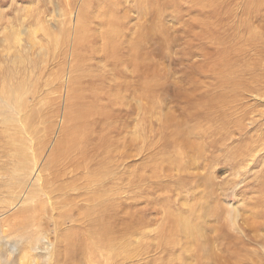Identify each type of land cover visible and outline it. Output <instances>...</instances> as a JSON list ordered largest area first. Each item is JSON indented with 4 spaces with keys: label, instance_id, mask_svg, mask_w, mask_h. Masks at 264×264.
<instances>
[{
    "label": "rangeland",
    "instance_id": "374dc122",
    "mask_svg": "<svg viewBox=\"0 0 264 264\" xmlns=\"http://www.w3.org/2000/svg\"><path fill=\"white\" fill-rule=\"evenodd\" d=\"M142 2L147 3L146 0H0V55L11 47L10 51L16 56V59L9 63L13 86L20 88L22 97L28 102L29 110H34L44 123L42 125L46 127L47 133L51 135V139L46 140L43 145L40 159L35 162L31 160L30 163H46L51 153L47 150L48 145L51 140L57 143L56 140L61 136L58 132H66L75 125V138L83 131L91 136L92 125L99 129V122H105L108 125L105 130V146H108V153L98 155L99 148L94 146L93 155L97 156L94 161L98 159V164L96 163L93 169L117 172L114 171L115 165L109 163V157L117 160V155L125 154V158L127 157L123 163L124 167L122 166L123 170L121 171L122 167L119 168L117 177L107 184V194H112V201L118 204L124 200V209L116 207L120 210L118 215L117 212L114 213V209L110 211L113 220H110L109 227L113 233L111 237L115 240L111 253L115 264H128L127 261L132 259L130 254L136 257L133 256L132 263L129 264H205L207 254L203 256L202 251H195L193 242H189L192 239L191 234L184 239L179 236V245L168 246L169 250L147 257L149 248H154V242H161L162 238H157L162 236V230H173V215L175 218L176 215L186 218L188 225H193L198 230L195 236L198 239L199 230L210 232L213 237L209 236L208 232L203 236L209 237L211 245L216 242V249L221 246L222 249L218 253L225 264H250L256 255L261 259L260 262L264 263V189L260 187L264 183L259 184L264 176V0H171L169 3L160 0L158 13L151 10L147 15L138 13ZM140 18H146L144 28L137 23ZM114 22L115 25L125 27V37L121 32L111 37L110 31ZM166 25L171 27L165 28ZM152 26L158 30L148 31L151 29L147 27ZM74 27L77 30L79 45L75 51L73 65L64 58L69 49L65 44L70 38L68 31ZM44 29H47L45 35ZM135 36L137 48L127 47L126 45L131 46L130 42ZM113 44L119 47L114 48ZM104 46L108 47L109 55L103 50ZM13 71L15 75H12ZM223 76L226 82H230L225 84L227 89H233L234 96L237 94L239 98L244 97V100L239 101L242 106H238L237 111L248 119L239 117L240 124L234 125V122L226 123L219 119L218 113L221 112L219 115H222V111L228 110L221 104H215L220 103V95L222 99L226 97L222 91L224 86L220 87L219 83L220 79H224ZM199 86L200 88H197ZM247 89L260 97L242 93ZM98 91L101 92L100 107L106 110L107 118L98 119L96 125L92 124V119L85 120L86 115L80 120L75 119L73 109L83 108L79 99L88 109L92 96ZM188 92L191 94H187ZM72 105L77 106L73 108ZM66 107L71 108V111ZM36 115L32 118L34 122L37 120ZM251 121L255 122L249 123ZM36 124L42 127L40 122L36 121ZM37 126L35 130L23 132L22 142L18 136L13 142L3 132L4 127L0 123V182L8 178L10 173V187L13 183L11 189L0 186V224L11 220L19 208L26 207L30 210L34 205L35 212L43 210L46 212L45 216L53 214L57 217V212L51 211L49 201L35 202L30 199L32 190L36 191V180L33 179L30 184L24 186L20 175L19 154L26 155L31 151V156L32 150L36 149L35 141L39 130ZM91 139L95 138L91 136ZM182 140L192 145L179 148L178 143ZM246 142L250 143L249 149L254 148L247 161L241 154L246 148ZM239 143L241 146L237 145ZM19 145L22 146V154L16 150ZM10 148L11 155L6 156ZM228 150L232 154L227 152ZM184 155L197 159H193L194 163L206 162L207 167L200 170L208 178L205 175L200 176V179L193 178L185 173ZM235 155L236 158L232 157ZM77 160L87 165L92 163L91 143L87 142L84 154L78 156ZM244 163L246 167H243ZM176 166H180L181 170L175 169ZM53 168L59 169L58 166ZM255 185L259 187L255 188ZM18 186L22 188L23 201L15 207H10L15 194L12 196L9 191ZM136 198L138 200H135ZM123 210L129 211L125 213ZM195 210L201 216L196 214ZM114 215L117 216L115 219ZM146 218L151 219L146 221ZM142 221L144 223H141ZM45 226L47 227V224H42L35 236H41L48 249L39 251L26 264H91L89 255L78 250L73 252L70 258H59L54 252L58 247L54 244L56 235L52 231L53 223L48 228ZM246 228L250 231L249 234L245 231ZM2 229L3 226L0 227V233ZM136 229L138 233L135 232ZM78 238L81 239L80 236ZM2 239L5 253L0 255V264H14L12 260L17 258L15 253L18 239ZM186 239L193 244L191 246L186 241L187 246L192 249L186 246V250L185 245L182 246ZM218 239H222L225 244L220 241L217 246ZM227 240L232 241L229 243ZM142 242L145 244L144 249L141 247ZM60 249L64 252L62 244ZM189 250L194 251L189 254Z\"/></svg>",
    "mask_w": 264,
    "mask_h": 264
},
{
    "label": "bare ground",
    "instance_id": "6f19581e",
    "mask_svg": "<svg viewBox=\"0 0 264 264\" xmlns=\"http://www.w3.org/2000/svg\"><path fill=\"white\" fill-rule=\"evenodd\" d=\"M147 3L142 2L141 4V9L139 10L138 13L140 14H145L147 15L148 11L150 12L151 10L156 11L158 13V4L160 2V0H146ZM165 3H169L171 0H163ZM215 1V0H214ZM201 2V1H200ZM157 3V4H156ZM202 3V2H201ZM157 5V6H156ZM204 6V5H202ZM177 9V8H176ZM73 10V9H72ZM145 11V12H144ZM139 14V15H140ZM142 14V15H143ZM251 17V16H250ZM75 18V17H74ZM238 18V17H237ZM70 19V18H69ZM72 20V17H71ZM75 21V20H74ZM146 21V18H140L138 20L137 23H139V25L141 26V28H144V23ZM165 23V22H164ZM73 24V23H72ZM74 26L77 25V23L73 24ZM170 25H166L165 28H170ZM151 30H148L150 32H153L158 30L155 27H147ZM47 31V29H44V35L45 32ZM256 31V30H255ZM264 31V30H263ZM111 32V37H113L115 34H118L119 32L123 33L122 35L124 36V32H125V27L122 25H114L112 26V30ZM173 32V31H172ZM76 27H74V29L68 31V36H70L69 40L67 43L68 45V50L65 53V60L70 61L73 63V65L75 64V51L77 46L79 45V39L76 38ZM48 34V33H47ZM120 34V33H119ZM61 35V34H60ZM54 36V35H53ZM125 37V36H124ZM249 37V36H248ZM257 37V36H256ZM50 38V37H49ZM56 39V38H55ZM78 39V40H77ZM137 39V37L135 36L134 38H132V41L130 42L131 46L126 45L127 47H132L133 49L137 48V41H135ZM252 39V38H251ZM256 40V39H255ZM124 41V40H123ZM126 41V38H125ZM263 41V40H262ZM37 42V41H36ZM254 42V41H253ZM57 45V44H55ZM255 45V44H253ZM25 46V45H24ZM6 47V46H5ZM27 47V46H26ZM57 47V46H56ZM114 48H118L119 45L117 44H113ZM181 47V46H179ZM9 48L11 49V47L9 46ZM178 48V47H177ZM259 48V47H258ZM10 49L8 51H5V53L0 55V123L3 124L4 130L3 132L9 137L10 140H12L13 142L16 141V136L19 137V140H24L22 135L23 132L25 130H32V129H36L35 127L37 126V123H41L39 125H41L42 127L40 128V126L38 127V131H37V139H36V143H37V147L36 149L32 150L31 156H30V152H27V154L25 155H20L18 157V160L20 162V175L22 176V179L24 181V186L27 184H30L32 182L33 179L36 180L37 183V187L35 188L36 191H33L30 193V199L34 200L35 202H42V200H46L49 201L50 203V208L51 211H56L57 212V217H54L53 214H50L49 216H45V213L43 210H40L38 212H35L36 209V205L33 206L32 209L29 210V208L26 207H22L19 208L17 210V212H15L13 218L11 220H8L7 223H5L6 221L1 222L0 227L3 226L4 229L1 230L0 233V255H3L5 253V247L3 246V242H2V238H9V237H14L17 238V249H16V256L17 258L15 260H12V262L14 264H26L27 261L34 257L37 253L42 252L43 250L48 249V245H46L44 243V240L42 239L41 236H35L36 234L39 233L42 224L46 225L47 227H50L51 224L53 223V227H52V231L55 233L56 237L54 239V244L55 247H58V249H55L54 252H56V255L59 258H70L73 255V252H75L76 250L84 252L86 254L89 255L90 260H91V264H115V260L114 257L112 255V249L111 246L113 245V242L115 241L111 235H113L112 231L110 232L111 228L109 227L110 225V220L112 218V215L110 214L111 209H114V213L118 215V211L124 209L123 208V202L124 200H122L121 202L115 203L114 201H112V194L111 196L109 194H107V184L111 181L113 182V180L117 177V172H119V168H121L123 166L124 161L127 159V157L125 158V154L123 153V151H119V153H123L124 155H117L119 160L114 159L112 157H109L110 159L108 160L109 163L115 165L114 166V171L117 172H107V171H101L99 170V168L93 169V166L96 165L97 160L94 161V158L97 156L93 155V148L94 146H98L99 148V154H103L106 155L108 153V146H105V142H106V138L107 135L105 133V130L108 129V125H106L105 122L100 121L99 124V129H96L95 126L92 125V130H91V136H93L95 139H91V136L88 134V132H79L81 133L79 136V133L76 135V139L73 136V131L76 129L75 125H72V127L65 132V130H62L59 133H61L60 139L56 140L57 143H55V140H51L49 145H48V152L50 151V157L48 158V160H46V163L42 164V163H37L36 165H33V163H30L31 160H33V162H35V160L38 161V159H40V157L42 156V152H43V145L45 144L46 140L49 141L51 139V135L49 133H47L46 127L43 126L42 124H44L42 122V120L34 113V110H29V106H28V102L22 97V93L20 92V88L14 87V83H12V78H11V70L9 67V63H11V61L13 62V60L16 59V56H14V54L10 51ZM25 49V48H24ZM248 49V48H247ZM103 50L106 52L107 55H109L107 52L109 51L108 47L106 48L105 46L103 47ZM18 51V49L16 50ZM60 51V50H59ZM186 53V52H185ZM184 53V54H185ZM13 54V55H12ZM252 56V55H251ZM186 57V56H185ZM242 57V56H241ZM244 58V57H243ZM235 60V59H234ZM233 60V61H234ZM257 61V60H256ZM255 61V62H256ZM232 62V61H231ZM229 63V62H228ZM227 63V64H228ZM259 63V62H258ZM200 64V63H199ZM235 65V64H234ZM233 65V66H234ZM184 68V67H183ZM235 68V67H234ZM251 68V67H250ZM174 69V68H173ZM227 69V68H226ZM231 70V69H230ZM24 71V70H23ZM224 71V70H223ZM234 71V70H232ZM21 72V71H20ZM171 72V71H170ZM237 72V71H236ZM235 72V73H236ZM220 73V71H219ZM222 73V72H221ZM239 73V72H238ZM174 74V72H173ZM12 75H15V72H12ZM183 76V75H182ZM227 76V75H225ZM238 75L236 74V77ZM185 77V75H184ZM93 78V77H92ZM220 78V77H219ZM224 78V76H223ZM242 78V77H241ZM231 79V78H230ZM234 79V78H233ZM238 79V78H236ZM243 79V78H242ZM149 80V79H148ZM187 80V79H186ZM226 78L224 79H220L221 82L220 83V87H223V95H225L226 97H224V99H222L221 95L219 97L220 99V103H215V104H221V106L224 108H228L227 111H222V115H219L221 112L218 113L219 119L225 121L226 123H233L234 125L236 124H240V122H238L240 118H244V119H248L247 116H243L239 114V111H237L238 106H242V103L239 104V101L244 100V97L239 98L238 95L236 94L235 96L233 95V89H227V86L225 84L230 83V82H226L225 81ZM229 80V79H228ZM227 80V81H228ZM232 80V79H231ZM240 80V79H239ZM247 80V79H246ZM188 81V80H187ZM203 81V80H202ZM205 81V80H204ZM233 81V80H232ZM244 81V80H243ZM243 81H240L241 83ZM249 81V80H248ZM152 82V81H151ZM181 82L183 83L182 79ZM252 82V81H251ZM250 82V83H251ZM164 83V82H163ZM175 83V82H174ZM195 82L193 81V84ZM209 83V82H208ZM236 83V82H233ZM239 83V84H241ZM245 83V82H244ZM243 83V85H244ZM249 83V85H250ZM162 84V83H161ZM166 84V83H165ZM192 84V85H193ZM196 84V83H195ZM194 84V85H195ZM200 84V83H199ZM148 85V84H147ZM159 85V84H157ZM167 85V84H166ZM180 85H182L180 83ZM193 85V88H195ZM219 86V84H217ZM235 85V84H233ZM232 85V86H233ZM153 87H155V85H152ZM160 86V85H159ZM185 86V85H183ZM187 86V85H186ZM197 86V85H196ZM211 86H212V82H211ZM231 86V87H232ZM237 86V85H236ZM246 86L248 87V85L246 84ZM203 87V86H202ZM217 87V86H216ZM218 87V88H220ZM229 87V86H228ZM243 87V86H242ZM99 88V87H97ZM182 88V87H181ZM184 88V87H183ZM197 88H200L197 87ZM236 88V87H235ZM240 88V86H239ZM245 88V87H244ZM188 89V88H186ZM214 89V88H213ZM237 89V88H236ZM185 90V88H184ZM216 90V88H215ZM238 90V89H237ZM237 90H235L237 92ZM248 90V89H247ZM247 90H243L242 93L246 92L248 93L250 96H257L260 97L259 94H253V88L252 91H247ZM187 91V90H186ZM191 91V90H190ZM189 91V92H190ZM200 91V90H199ZM102 92V90H101ZM100 91H98L97 93H95L92 96V100L91 103H89L88 105V109L86 107V105L83 103V101L81 99H79L81 105L83 106L82 109H78V108H74L76 106L72 105L73 109V113L74 114V118L75 119H81L83 116H85V120L88 119H92V124L96 125L98 124V119H105V117L107 118L106 115V110H103L100 107L101 102V97L99 96L101 94ZM160 92V91H159ZM182 92V90H181ZM185 92V91H183ZM182 92V93H183ZM187 93V94H191V93ZM204 92V91H203ZM209 92V91H208ZM220 92V91H219ZM260 92V91H257ZM186 93V92H185ZM194 93V92H193ZM192 93V94H193ZM207 93V92H206ZM205 93V94H206ZM238 93H240L238 91ZM209 94V93H208ZM214 94V93H213ZM253 94V95H252ZM154 95V94H153ZM158 95V94H157ZM195 95V93L193 94ZM219 95V94H218ZM161 96V95H160ZM159 96V97H160ZM185 96V95H184ZM211 96V95H210ZM232 97H235L237 99L233 100ZM249 97V96H248ZM151 98V97H150ZM157 98V97H156ZM189 98V96H188ZM191 98V97H190ZM228 98V100L226 99ZM247 98V97H246ZM225 99L227 100V102L225 101ZM170 100V99H169ZM218 100V99H217ZM101 102V103H99ZM104 102V101H103ZM226 102V104H225ZM190 103V102H189ZM210 103V101L208 102ZM91 104V105H90ZM225 104V105H224ZM201 105V104H200ZM247 105V104H245ZM249 105V104H248ZM155 106V105H154ZM157 106V105H156ZM159 106V104H158ZM206 106V104L204 105ZM210 106V105H209ZM150 107V106H149ZM195 107V106H194ZM203 107V106H202ZM214 107V106H212ZM211 107V109L213 110V108ZM69 107H66V109ZM206 108V107H205ZM233 110H230L232 109ZM79 110V111H78ZM88 110V111H87ZM140 110V109H139ZM217 110V108H216ZM71 111V108H69V112ZM156 111V110H155ZM161 111V109H160ZM154 112V111H153ZM158 113V112H157ZM160 113V112H159ZM214 113V112H213ZM34 115L37 116V120L35 119V122L32 121V118ZM154 114H152L153 116ZM156 115V114H155ZM166 115V114H165ZM158 116V114H157ZM163 116V115H162ZM161 116V117H162ZM217 116V115H216ZM98 117V118H96ZM170 119H172V117L169 116ZM156 119V118H155ZM159 120V119H158ZM250 120V119H249ZM252 120V119H251ZM257 120V119H256ZM255 121H251L249 123H253ZM150 123V122H149ZM224 123V122H223ZM225 123V124H226ZM152 124V123H150ZM158 124V123H157ZM149 125V124H148ZM235 127V126H234ZM237 127V126H236ZM241 127V126H240ZM149 129V128H148ZM153 129V128H152ZM214 129V128H213ZM205 130V129H204ZM26 132V131H25ZM229 132V131H228ZM27 133V132H26ZM29 133V132H28ZM35 133V132H34ZM234 133V131H233ZM242 133H240V135H242ZM229 135V134H228ZM232 135V134H231ZM236 136V135H235ZM147 137V136H146ZM233 137V136H232ZM57 138V136H56ZM158 138V137H157ZM183 139V138H182ZM160 140V139H159ZM181 140V139H180ZM26 141V140H25ZM33 141V139L31 140ZM145 141V140H144ZM144 141H142L144 143ZM147 141V140H146ZM155 141V140H154ZM163 141V140H162ZM161 141V142H162ZM247 141V140H245ZM22 142V141H21ZM67 142V144H66ZM91 143V151H92V163L87 165L84 163H81L77 160L78 156H81L84 154L85 150H86V144ZM158 142V141H157ZM149 143V142H148ZM147 143V144H148ZM160 143V141H159ZM169 143V142H168ZM212 143V142H211ZM225 143V142H224ZM254 143V142H253ZM22 144V143H21ZM55 145L54 149H53V145ZM146 144V143H145ZM144 144V145H145ZM216 144V143H215ZM222 144V143H221ZM246 148L243 152H241L242 157H246V161L248 160V156L251 155V151L254 149L252 148H248L250 146V143L246 142ZM14 145V144H13ZM104 145V146H103ZM157 145V144H156ZM174 145V144H172ZM171 145V146H172ZM192 144L186 142L185 140H182L178 143L179 148H188L190 147ZM239 146V144H237ZM146 146V145H145ZM153 146V145H152ZM150 145V147H152ZM212 146V145H211ZM219 146V145H218ZM50 147V148H49ZM103 147V149H102ZM146 147H149V145H147ZM159 147V146H158ZM231 147V146H230ZM28 148V146H27ZM144 148V147H143ZM142 148V150H143ZM29 149V148H28ZM27 149V150H28ZM145 149V148H144ZM147 149V148H146ZM158 149V148H157ZM160 149V148H159ZM238 149V148H237ZM18 153L22 154V146L19 145L16 148ZM141 150V149H140ZM139 150V151H140ZM186 151V150H185ZM231 151V150H230ZM11 148L7 150L6 152V156H10L11 155ZM147 152V151H145ZM191 152V151H190ZM194 152V151H193ZM229 152V150L227 151ZM144 154V151L142 152ZM152 153V152H148ZM180 153V152H179ZM231 153V152H229ZM127 154V153H126ZM148 154H146V156H148ZM153 154V153H152ZM172 154H174L172 152ZM182 154V153H180ZM187 154V152H186ZM232 154V153H231ZM253 154V153H252ZM145 155V154H144ZM151 155V154H150ZM189 155V154H188ZM184 155V162H183V166H184V172L189 174L190 176H192L193 178H197L200 179V176H207L206 174H203V171L200 170L201 168L204 170L205 167H207L206 162L205 163H194L193 159L191 158V156L188 157ZM238 155V153H237ZM158 156V155H157ZM171 156V155H170ZM213 156V155H212ZM128 157H130L128 155ZM214 157V156H213ZM216 157V156H215ZM236 158L235 156H232ZM238 157V156H237ZM241 157V156H239ZM168 158V157H167ZM172 158H176L173 157ZM197 158V157H196ZM199 158V157H198ZM234 158V159H235ZM151 159V158H150ZM188 159V160H187ZM202 159V158H201ZM245 159V158H244ZM175 160V159H174ZM197 160V159H194ZM199 161V159H198ZM237 161V160H236ZM243 162V161H242ZM249 162V161H248ZM251 162V161H250ZM181 163V162H180ZM98 164V163H97ZM143 164V163H142ZM246 163L243 164V167ZM58 166L59 169H54L53 167ZM239 166V165H238ZM124 167V166H123ZM123 167L121 168V171L123 170ZM180 166H176L175 169H180ZM240 167V166H239ZM147 168V167H145ZM174 169V170H175ZM213 169V168H212ZM160 170V169H159ZM181 170V169H180ZM8 172V170H7ZM39 172V173H38ZM175 172H178V170H175ZM38 173V174H37ZM143 173V172H141ZM148 174V173H147ZM27 175V177H26ZM154 175V174H153ZM221 175H224L221 173ZM257 175V174H256ZM262 175V174H261ZM214 177V175H212ZM210 175V177H212ZM220 176V175H219ZM139 177V175H138ZM221 177V176H220ZM141 178V177H139ZM144 178V177H143ZM165 178V177H164ZM208 178V176L206 177ZM215 178V177H214ZM219 178V177H218ZM258 179V177H257ZM128 180V179H127ZM138 180V179H137ZM146 180V179H145ZM225 180V179H224ZM222 180V181H224ZM261 183H259L260 185L264 183V176L261 179ZM10 181H11V176L9 173L8 178H5L3 181L0 182V186L3 187H7V189H11L13 186L10 187ZM139 181V180H138ZM210 181V180H209ZM213 181V179H212ZM257 181V180H256ZM260 181V179H259ZM127 182V181H126ZM129 182V181H128ZM146 182V181H145ZM225 182V181H224ZM258 182V181H257ZM155 183V181H154ZM197 183V182H196ZM156 184V183H155ZM198 184V183H197ZM257 184V183H256ZM136 185V184H135ZM142 185V184H140ZM150 185V184H149ZM115 186V185H114ZM257 185H255L256 188ZM136 187V186H135ZM259 187V185L257 186ZM261 189H264V184L263 186H260ZM113 188V187H112ZM129 188V187H128ZM115 189V188H114ZM133 189V187H132ZM22 188L20 186L16 187L13 191H9L12 196L13 194H15L14 197V202L12 205H10V207H15V205H19L23 199H22V192H21ZM216 190V187H215ZM125 191V190H124ZM123 191V192H124ZM154 191V190H153ZM219 191V190H217ZM139 192V191H137ZM114 193V192H112ZM218 193V192H217ZM237 194V193H236ZM139 195V194H138ZM255 195V194H254ZM143 196V195H141ZM252 196V195H251ZM250 196V198H251ZM126 197V196H125ZM140 197V196H139ZM114 199V198H113ZM116 199V198H115ZM134 200V199H133ZM135 200H138L137 198ZM185 200V199H184ZM187 200V199H186ZM264 200V199H263ZM182 201V200H181ZM204 201L201 200V202ZM207 201V200H205ZM210 201V200H209ZM208 201V202H209ZM117 202V201H116ZM133 202V201H132ZM181 203V202H180ZM186 203V202H185ZM189 203V202H188ZM212 203V202H211ZM199 204V203H198ZM206 204V203H205ZM204 204V205H205ZM246 204V203H245ZM251 204V203H250ZM254 204V203H253ZM16 205V206H17ZM156 205V203H155ZM184 206V204H182ZM188 205V204H187ZM118 206V208H120V210H118L116 207ZM203 206V205H202ZM201 206V207H202ZM208 206V205H207ZM244 206V205H243ZM249 206V205H248ZM253 206V205H252ZM259 206V204H258ZM125 207V206H124ZM139 207V206H138ZM142 207V206H141ZM185 207V206H184ZM183 207V208H184ZM188 207V206H187ZM135 208V207H134ZM143 208V207H142ZM250 208V207H249ZM254 208V207H253ZM252 208V209H253ZM42 209V208H41ZM117 209V210H116ZM186 209V207H185ZM256 209V208H255ZM126 210V209H125ZM133 210V209H132ZM139 210V209H138ZM188 210H190V208H188ZM212 210V209H211ZM129 211V210H128ZM126 211V212H128ZM149 211V210H148ZM196 211V214L200 215V213ZM208 211V210H207ZM213 211V210H212ZM215 211V210H214ZM263 211V209H262ZM123 212H125L123 210ZM125 212V213H126ZM133 212V211H132ZM136 212V211H135ZM143 212V211H142ZM189 212V211H188ZM209 212L210 209H209ZM254 212V211H251ZM260 212V211H259ZM173 213V212H172ZM250 213V211L248 212ZM177 214V213H175ZM180 214V213H179ZM178 214V215H179ZM182 214V213H181ZM255 214V213H253ZM114 215L113 218L115 219L117 216ZM147 215V214H146ZM157 215V214H156ZM172 215V214H171ZM212 215V213H211ZM174 216V223H172L173 225L171 226V228L173 230H168L165 231V229H163L162 231V236L160 238L157 239H161V242L158 241L156 239V241H158L157 243H155L154 248L151 249L149 248V252H147V257H151L153 255H155L156 253H161L163 251H167L169 250L168 246H176L177 244L179 245L181 239H178L179 236H181V238H185L187 235L191 234L192 239L189 240V242H193V247L195 249V251H202V255L204 256L205 254H207V256L204 258L205 260V264H225L223 262V259L220 255V253H218V251L222 248H220L218 246L219 241L218 239V243H217V248L216 249V242L215 245L213 247V245H211V243L208 240V236H203L204 233H207L208 231L201 232V230H199L200 237L199 239L196 236V231H198L196 228H194V226H189L188 225V221L186 218L184 217H178L176 215ZM201 216V215H200ZM210 216V215H209ZM209 216H206L209 218ZM213 216V215H212ZM146 217V216H145ZM151 217V216H149ZM153 217V216H152ZM157 217V216H156ZM205 218V217H204ZM211 218V217H210ZM120 219V218H119ZM139 219V218H138ZM143 219V218H142ZM151 219V218H150ZM146 218V221L150 220ZM243 219V218H242ZM153 220V219H152ZM194 220V219H193ZM249 220V218H248ZM127 221V220H126ZM125 221V222H126ZM154 221V220H153ZM244 221V220H243ZM246 221V220H245ZM253 221V220H251ZM263 222V221H262ZM133 223V222H132ZM131 223V224H132ZM141 223H144L143 221ZM148 223V222H147ZM208 223V222H207ZM236 223V222H235ZM257 223V222H256ZM67 224H69L67 226ZM130 224V223H129ZM214 224V223H213ZM233 224V223H232ZM122 225V224H121ZM145 225V224H143ZM147 225V224H146ZM212 225V224H211ZM215 225V224H214ZM263 225V224H262ZM113 226V225H112ZM111 226V227H112ZM129 226V225H127ZM208 226V225H207ZM219 226V225H218ZM130 227V226H129ZM134 226L132 225L131 228H133ZM153 227V226H152ZM209 227V226H208ZM214 227V226H213ZM212 227V228H213ZM244 227V226H243ZM252 227V226H251ZM139 228V227H138ZM142 228V227H140ZM203 228V227H202ZM217 228V227H216ZM220 228V227H219ZM218 228V229H219ZM230 228V226H229ZM255 228V227H254ZM263 228V227H262ZM126 229V228H125ZM135 229V228H134ZM145 229V228H144ZM160 229H162L160 227ZM169 229V228H168ZM204 229V228H203ZM214 229V228H213ZM241 229V228H240ZM248 228H246V232ZM257 229V228H256ZM143 230V229H141ZM153 230V228H152ZM158 230V229H157ZM207 230V229H206ZM217 230V229H216ZM221 230V228H220ZM129 231V230H128ZM131 231V229H130ZM184 231L186 233H184ZM213 231V230H212ZM243 231V230H242ZM257 231V230H256ZM255 231V232H256ZM137 232V229L136 231ZM140 232V231H139ZM160 232V230H159ZM254 232V231H253ZM263 232V230H262ZM112 233V234H111ZM138 233V232H137ZM136 233V234H137ZM157 233V232H156ZM210 233V232H208ZM250 233V231H248V234ZM258 233V232H257ZM14 234V235H13ZM161 234V233H160ZM240 234V233H239ZM244 234V233H242ZM11 235V236H10ZM173 235L175 237H173ZM208 235V234H207ZM223 235V234H222ZM252 235V234H250ZM78 236L81 237V239L78 238ZM128 236V235H127ZM125 236V237H127ZM158 236V233H157ZM209 236H211V233L209 234ZM249 237V235H247ZM254 236H256V234H254ZM264 236V235H263ZM129 237V236H128ZM159 237V236H158ZM213 237V236H211ZM252 236H250L251 238ZM142 238V237H140ZM139 238V239H140ZM155 238V237H154ZM249 238V239H250ZM254 238V237H253ZM134 239V238H133ZM151 239V237H150ZM216 239V238H215ZM248 239V238H247ZM128 240V239H126ZM251 240V239H250ZM257 239H255L256 241ZM129 241V240H128ZM187 239L185 240V249L191 248L190 246H187ZM206 241V243H205ZM232 241V240H230ZM230 241L227 240V242L230 243ZM138 242V241H137ZM141 242V241H140ZM171 242V243H169ZM183 242V240H182ZM188 242V243H189ZM214 243V242H213ZM256 243V242H255ZM60 244L63 245L64 247V252L61 251L60 249ZM143 242H142V249L143 248ZM190 244V243H189ZM221 244L222 241H221ZM225 244V243H224ZM223 244V245H224ZM145 245V244H144ZM148 245V244H147ZM147 245L145 247H147ZM191 245V244H190ZM191 245V246H192ZM220 245V244H219ZM222 245V247H223ZM231 245V244H229ZM254 245V244H253ZM140 246V245H139ZM187 246V247H186ZM227 246V243H226ZM251 246V245H249ZM255 246V245H254ZM253 246V247H254ZM149 247V246H148ZM229 247V246H228ZM235 247V246H234ZM249 248V247H248ZM136 249V248H135ZM151 249V251H150ZM183 249V248H182ZM184 249V250H185ZM192 249V248H191ZM237 249V248H235ZM252 249V247H251ZM148 251V248L146 249ZM185 250V251H186ZM224 250V249H223ZM238 250V249H237ZM137 251V250H136ZM139 251V250H138ZM141 251V250H140ZM143 251V250H142ZM141 251V252H142ZM190 251V250H189ZM188 251V252H189ZM194 251V250H191ZM191 251L189 252V254L191 253ZM205 251V252H204ZM234 251V250H233ZM255 251V249H254ZM261 251V250H260ZM198 252V253H199ZM236 252V251H235ZM235 252L233 254H235ZM50 253V252H49ZM145 253V252H144ZM152 253V254H151ZM194 253V252H193ZM204 253V254H203ZM138 254H141L140 252H138ZM222 254H224L222 252ZM256 254V253H255ZM72 255V256H70ZM263 255V254H262ZM68 256V257H67ZM136 257L135 255H131L130 254V259ZM141 256H144V254L142 253ZM140 256V258H141ZM146 256V253H145ZM238 256V254H237ZM240 256V255H239ZM225 255H224V259H225ZM195 258V257H194ZM193 258V259H194ZM132 259L131 261H127L129 263H132ZM145 259V258H144ZM169 259V258H168ZM192 259V260H193ZM196 259V258H195ZM200 259V258H199ZM202 259V258H201ZM200 259V260H201ZM232 259V258H230ZM234 259V258H233ZM238 259V258H237ZM138 260V258H137ZM227 260V257H226ZM229 260V258H228ZM261 259H259V256L256 255V258L250 262V264H264L262 262H260ZM140 261V260H139ZM166 261V260H164ZM194 261V260H193ZM192 261V262H193ZM196 261H198L196 259ZM203 261V260H202ZM236 261V259H235ZM16 262V263H15ZM135 262V261H134ZM128 263V264H129ZM158 263H160L158 261ZM163 263V262H162ZM186 263V262H185ZM122 264V263H121ZM126 264V263H125ZM136 264V262L134 263ZM139 264V262H138ZM167 264V263H166ZM188 264V262H187ZM190 264V262H189ZM194 264V263H193ZM229 264V263H228Z\"/></svg>",
    "mask_w": 264,
    "mask_h": 264
}]
</instances>
